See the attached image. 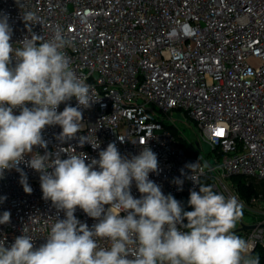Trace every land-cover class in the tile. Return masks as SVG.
I'll return each mask as SVG.
<instances>
[{
	"label": "built area",
	"instance_id": "built-area-1",
	"mask_svg": "<svg viewBox=\"0 0 264 264\" xmlns=\"http://www.w3.org/2000/svg\"><path fill=\"white\" fill-rule=\"evenodd\" d=\"M27 13L40 23L27 24ZM4 16L14 48L21 47L25 37L35 34L40 43L62 29L69 41L63 51L70 67L91 86L97 100L80 109L82 129L74 138L61 142L57 137L62 128L46 126L42 136L47 147L34 146L33 153H49L50 159L57 153L61 159L67 153H84L89 163L98 160L109 143L131 158L147 142L159 165L149 179L187 211L190 192L199 191L190 177L202 183L206 170L198 155L201 141L212 152L214 191L235 196L242 207L262 198L258 192L247 202L222 179L244 175L264 180V0H0V17ZM69 105L77 106L75 97L57 111ZM170 112L194 123L198 142L192 154L180 143L188 139ZM197 162L191 172L188 166ZM18 167L32 192L24 191L16 168L5 170L0 197L6 199L0 202V215L9 211L11 217L0 224V241L10 246L24 234L38 248L65 214L43 199L41 174L26 163ZM177 178L182 185L174 183ZM131 194L141 197L134 181ZM258 214L239 237L249 244L246 258L260 264L264 207ZM74 215L89 228L98 222L79 207ZM100 244L108 246L104 240Z\"/></svg>",
	"mask_w": 264,
	"mask_h": 264
},
{
	"label": "clouds",
	"instance_id": "clouds-1",
	"mask_svg": "<svg viewBox=\"0 0 264 264\" xmlns=\"http://www.w3.org/2000/svg\"><path fill=\"white\" fill-rule=\"evenodd\" d=\"M23 19L40 23L33 13ZM11 36L8 18L0 17V178L5 170L16 168L30 194L27 176L18 167L26 163L41 174L43 199L63 210L65 218L56 219L38 248L24 234L10 246L0 241V264H259L258 259L246 258L249 244L234 231L243 215L238 199L225 197L191 175L199 191L190 192L193 210L184 211L179 201L149 179L159 165L147 142L131 158L109 143L99 159L89 163L84 153L66 152V159L58 153L54 159L49 153H33L34 146L47 147L42 136L46 126L62 128L57 137L61 142L74 138L82 129L80 109L97 100L91 86L70 67L63 51L69 41L62 29L40 43L35 34L25 37L18 48L10 43ZM73 97L76 107L57 111ZM28 154L31 159L26 161ZM197 166L198 162L188 167L192 172ZM133 181L139 199L131 194ZM174 183L183 181L177 178ZM5 199L0 197V202ZM77 207L98 222L91 228L81 223L74 215ZM10 217L4 211L0 224L9 223ZM101 240L108 246H101Z\"/></svg>",
	"mask_w": 264,
	"mask_h": 264
},
{
	"label": "rangeland",
	"instance_id": "rangeland-1",
	"mask_svg": "<svg viewBox=\"0 0 264 264\" xmlns=\"http://www.w3.org/2000/svg\"><path fill=\"white\" fill-rule=\"evenodd\" d=\"M170 116H172L175 119V123L177 124L178 128L188 139V142L184 139L183 140L180 139V143L182 144L183 148L186 150L190 149L196 151L195 147L197 146L198 135L196 133V127L194 123L187 118L185 119V117L178 112L177 113L170 112ZM172 131L176 135L180 134L176 128L175 129L173 128ZM199 147L201 150L199 151L198 155L206 169L205 174L201 179V182L202 184L210 185L213 180V174L216 173L215 170L211 169L212 163L210 162V157L212 152H210L209 147L201 141L199 142ZM248 179L251 181L252 184L255 185L258 192L262 194V198L259 201L250 202L249 205L242 207L243 215L234 229L235 234L240 227L245 225H250L251 223L255 222L257 217L259 216L258 214L259 208L264 207V180H260L254 177H249ZM222 180L227 181L229 185L233 186V182L231 178L222 179Z\"/></svg>",
	"mask_w": 264,
	"mask_h": 264
},
{
	"label": "trees",
	"instance_id": "trees-1",
	"mask_svg": "<svg viewBox=\"0 0 264 264\" xmlns=\"http://www.w3.org/2000/svg\"><path fill=\"white\" fill-rule=\"evenodd\" d=\"M189 153H193L192 150H187ZM235 189L237 190L238 194L246 200L247 202L253 198L256 197L258 190L255 187L254 184L251 183V181L244 175H233L230 177ZM189 197L186 199V205H187V211H192V207L188 203ZM260 264H264V261L261 259Z\"/></svg>",
	"mask_w": 264,
	"mask_h": 264
},
{
	"label": "water",
	"instance_id": "water-1",
	"mask_svg": "<svg viewBox=\"0 0 264 264\" xmlns=\"http://www.w3.org/2000/svg\"><path fill=\"white\" fill-rule=\"evenodd\" d=\"M251 226H253V225H245V226L240 227V228L237 230L236 235H237V236H240L241 231L246 230V229L250 228Z\"/></svg>",
	"mask_w": 264,
	"mask_h": 264
},
{
	"label": "snow or ice",
	"instance_id": "snow-or-ice-1",
	"mask_svg": "<svg viewBox=\"0 0 264 264\" xmlns=\"http://www.w3.org/2000/svg\"><path fill=\"white\" fill-rule=\"evenodd\" d=\"M217 134H218V135H219V134H222V130H221L220 132H218Z\"/></svg>",
	"mask_w": 264,
	"mask_h": 264
}]
</instances>
